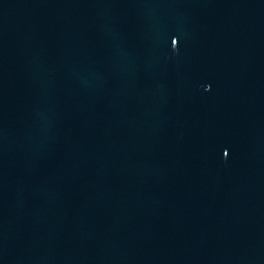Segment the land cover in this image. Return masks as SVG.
I'll return each instance as SVG.
<instances>
[{
    "label": "water",
    "instance_id": "95a60500",
    "mask_svg": "<svg viewBox=\"0 0 264 264\" xmlns=\"http://www.w3.org/2000/svg\"><path fill=\"white\" fill-rule=\"evenodd\" d=\"M0 264H264V0H0Z\"/></svg>",
    "mask_w": 264,
    "mask_h": 264
}]
</instances>
